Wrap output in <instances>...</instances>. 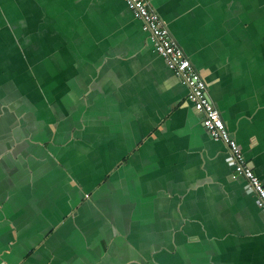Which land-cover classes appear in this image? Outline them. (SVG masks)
<instances>
[{
  "label": "crops",
  "instance_id": "1",
  "mask_svg": "<svg viewBox=\"0 0 264 264\" xmlns=\"http://www.w3.org/2000/svg\"><path fill=\"white\" fill-rule=\"evenodd\" d=\"M264 183V0H149ZM123 0H0V264H264V214Z\"/></svg>",
  "mask_w": 264,
  "mask_h": 264
},
{
  "label": "built area",
  "instance_id": "2",
  "mask_svg": "<svg viewBox=\"0 0 264 264\" xmlns=\"http://www.w3.org/2000/svg\"><path fill=\"white\" fill-rule=\"evenodd\" d=\"M141 22L154 51L166 62L167 67L188 88L187 100L203 115V126L216 142L224 143L230 150L235 172L246 179L248 188L256 196L257 204L264 214V183L256 175L235 138L232 137L222 113L209 96L208 85L173 38L167 23L154 10L149 0H123Z\"/></svg>",
  "mask_w": 264,
  "mask_h": 264
},
{
  "label": "water",
  "instance_id": "3",
  "mask_svg": "<svg viewBox=\"0 0 264 264\" xmlns=\"http://www.w3.org/2000/svg\"><path fill=\"white\" fill-rule=\"evenodd\" d=\"M162 18V17H161ZM163 19V18H162ZM164 20V19H163ZM172 34V33H171ZM174 38V37H173ZM250 167L252 168V165L250 164ZM253 169V168H252Z\"/></svg>",
  "mask_w": 264,
  "mask_h": 264
}]
</instances>
